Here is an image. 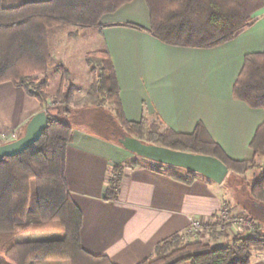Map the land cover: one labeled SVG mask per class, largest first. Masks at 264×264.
<instances>
[{
    "label": "trees",
    "instance_id": "1",
    "mask_svg": "<svg viewBox=\"0 0 264 264\" xmlns=\"http://www.w3.org/2000/svg\"><path fill=\"white\" fill-rule=\"evenodd\" d=\"M132 1L23 0L9 5L7 0H0V84L10 82L21 87L40 102L47 114V125L37 141L15 156L0 157V256L12 264L51 260H64L68 264H117L106 255L88 251L81 244L83 213L72 198L65 178L67 149L74 125L62 118L63 113L69 114L77 108H96L105 116L106 133L97 134L102 139L122 145L119 137L126 134L146 144L215 156L233 174H246L256 167L259 157L264 158V122L250 143L252 157L237 160L228 156L214 141L201 121L193 132L182 133L170 128L158 115L153 120L145 116L139 121L128 120L106 45L86 55L92 81L82 96L78 97L79 89L70 81L72 72L61 67L60 85L53 97V105L60 104V107L50 105V81L41 75L47 73L52 58V31L65 24L102 28L101 20L105 15ZM145 2L150 16L149 28L134 22L117 25L147 31L166 44L196 48H213L233 40L255 22L254 13L264 7V0ZM233 95L251 107L264 109V52L245 55ZM134 155L126 164L111 168L105 200L117 199L124 167L143 165L141 159L144 157ZM156 164L158 170L164 167L161 163ZM170 176L185 184L204 177L186 169L183 173L171 171ZM33 186L39 217L37 224L31 226L51 224L62 232V236L19 238L23 230L31 227L27 215ZM245 194H239L237 200L239 202L242 196L246 202L242 209L247 218L251 222L258 221L254 229L235 234L227 243L215 244L202 240L185 241V234L175 233L156 245L153 256L137 264H184L188 261L192 264H251L253 252H264V168ZM219 225V222L210 225L213 233Z\"/></svg>",
    "mask_w": 264,
    "mask_h": 264
},
{
    "label": "crops",
    "instance_id": "2",
    "mask_svg": "<svg viewBox=\"0 0 264 264\" xmlns=\"http://www.w3.org/2000/svg\"><path fill=\"white\" fill-rule=\"evenodd\" d=\"M254 18L233 40L213 48H196L166 44L147 31L117 25L134 22L149 28L145 0H133L105 15L99 31L112 57L126 118L153 120L158 115L182 133L193 132L201 121L228 156L251 158L250 143L264 122V109L236 99L233 86L245 55L264 52V7ZM43 110L21 87L1 83L0 144L24 135L30 120ZM134 157L122 145L74 126L65 178L83 213L81 244L94 254L106 255L117 264H137L153 256L162 240L175 233L187 234L193 220L208 221L226 204L238 205L237 199L221 190L223 182L215 185L200 177L185 184L171 177V171L158 170L155 161L124 167L117 199L105 200L111 168ZM54 228L34 225L31 233ZM251 264H264V252L252 253Z\"/></svg>",
    "mask_w": 264,
    "mask_h": 264
},
{
    "label": "rangeland",
    "instance_id": "3",
    "mask_svg": "<svg viewBox=\"0 0 264 264\" xmlns=\"http://www.w3.org/2000/svg\"><path fill=\"white\" fill-rule=\"evenodd\" d=\"M23 0H7L9 5H16ZM104 39L100 34L98 28H81L76 24H65L57 27L52 31L50 35V46L52 50V58L50 60L49 69L46 74L41 76H47L49 78V92H50V105L53 107V99L55 91L60 85L61 81V67L67 68L72 72V80L78 87L77 95L82 96L88 89L92 75L90 72L91 66L86 60V55L90 51L100 50L104 47ZM57 109L60 104L55 106ZM54 107V108H55ZM73 111V112H72ZM71 113H63L62 118L66 121H71L75 127H80L88 130L92 133L103 135L106 130L103 127L104 113L97 111L96 108L90 107L87 109H73ZM143 162H154L153 160L143 158ZM258 164L252 170L246 174H233L229 173L226 179L221 184V190L227 197L232 196L233 199H237L239 194L245 196L246 190L250 188L252 183L256 181L259 174L264 168V158L259 157L257 159ZM155 163V162H154ZM152 164V163H151ZM158 165V164H154ZM166 171H176L183 173V169L179 167L162 164ZM213 184L219 185L218 182L212 181ZM231 199V198H230ZM239 204L236 203L226 204L222 212H220L216 218L203 221L199 230L192 231L189 229L184 236L185 241L202 240L207 243H226L231 241L235 232L246 233L250 227L247 221H250L246 213L242 212V204H245L242 196L239 198ZM233 206V208H231ZM39 217L38 200L36 195V189L33 186L32 195L30 200V207L27 215V222L29 226L37 224ZM243 219V220H242ZM219 222V226L216 229V233L210 228V225H214ZM255 225L258 224L257 220H253ZM210 224V225H209ZM208 225V226H207ZM37 226V225H36ZM40 226V225H39ZM47 226H53L51 224ZM32 227V226H31ZM31 227L27 234L21 233L20 239H37V238H54L62 236V232L59 230L49 229L43 233L34 232L31 233ZM239 227L242 229L240 230ZM36 230V229H34ZM24 231V230H23ZM216 234V235H214ZM255 253V252H253ZM54 264H65L68 262L64 260H51ZM0 264H12L5 258L0 256ZM184 264H192L191 262H185Z\"/></svg>",
    "mask_w": 264,
    "mask_h": 264
},
{
    "label": "water",
    "instance_id": "4",
    "mask_svg": "<svg viewBox=\"0 0 264 264\" xmlns=\"http://www.w3.org/2000/svg\"><path fill=\"white\" fill-rule=\"evenodd\" d=\"M47 125L46 111L36 114L28 123L24 135L13 141L0 144V157L15 156L30 147L41 136ZM119 141L124 148L134 154L161 164L197 172L218 183L223 182L229 169L219 158L205 154H195L173 150L155 144H146L136 137L123 134Z\"/></svg>",
    "mask_w": 264,
    "mask_h": 264
},
{
    "label": "built area",
    "instance_id": "5",
    "mask_svg": "<svg viewBox=\"0 0 264 264\" xmlns=\"http://www.w3.org/2000/svg\"><path fill=\"white\" fill-rule=\"evenodd\" d=\"M242 220H243V219H242ZM202 222H203V221H201V220H193V221L191 222L190 229H191L192 231H194V230H196V231L199 230L200 227L202 226ZM247 223H248V225L250 224V227H249L250 230H252V229L255 228V224H254L253 222H251V220H250V221H247Z\"/></svg>",
    "mask_w": 264,
    "mask_h": 264
}]
</instances>
